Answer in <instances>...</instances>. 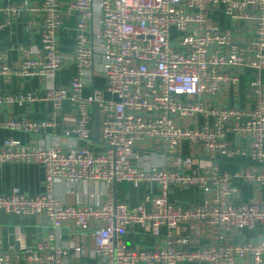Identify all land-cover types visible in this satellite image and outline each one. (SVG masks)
<instances>
[{"label":"built area","instance_id":"2783aa9c","mask_svg":"<svg viewBox=\"0 0 264 264\" xmlns=\"http://www.w3.org/2000/svg\"><path fill=\"white\" fill-rule=\"evenodd\" d=\"M23 10L41 15L39 47L34 52L18 46L17 67L0 51V74L38 77L44 86L0 92V128L43 134L56 126L64 101L76 117L62 131L64 146L57 141L23 144L11 138L0 143V163H33L44 171L42 192L29 195L12 187L0 193V213L44 217L51 225L35 247L27 245L25 233L15 226V246L0 250V264H93L83 257L97 264H264V205L237 201L234 184L264 185V0H70L67 10L76 14L73 76L62 86L54 83L64 61L57 41L60 0L0 6V31ZM212 14L222 15L231 25L221 26ZM95 57L104 87L84 96ZM241 70L252 72L248 89L253 105L215 103L217 94L238 86ZM40 101L52 105L50 119L2 118L3 107ZM94 105L104 148L100 152L77 144L90 141ZM229 133L245 140L246 146H230ZM184 142L210 160L245 155L252 166L232 174L215 165L198 167L194 156L180 153ZM157 145L171 154L169 166L135 164L137 147ZM59 180L154 183L158 189L133 207L111 197L99 205L66 204L54 191ZM173 186H196L204 200L191 207L175 205L169 198ZM188 222L216 228L214 243L188 250V239L175 234ZM130 224L146 227L153 236L164 229V244L151 250L128 248L121 233ZM64 225L81 235L88 232L93 249L87 252L61 242L59 229ZM257 227V240L227 241L228 232Z\"/></svg>","mask_w":264,"mask_h":264},{"label":"crops","instance_id":"0c3cea01","mask_svg":"<svg viewBox=\"0 0 264 264\" xmlns=\"http://www.w3.org/2000/svg\"><path fill=\"white\" fill-rule=\"evenodd\" d=\"M21 0H0V6L17 4ZM30 5L37 4L39 0H27ZM70 0H60L62 25L58 31V51L63 56V64L58 71L54 83L56 85H67L73 76V65L70 62V56L74 48L75 22L76 14L67 10ZM212 20L221 26H230L229 20L220 14H212ZM4 20V15L0 14V22ZM40 13H34L29 10H23L18 15L12 16L9 23L4 25L0 31V51L6 52L7 62L12 67H17L20 63V53L18 46L22 45L30 48L34 52L39 47L38 30L41 25ZM93 24L96 18H93ZM252 78V72L241 70L239 74V84L236 88L228 92H220L213 101L223 106H236L241 108L251 107L253 105L248 82ZM264 80V72L261 73ZM82 94L89 95L92 90H102L104 87V77L100 70V60L95 57V64L92 71V77L89 78ZM44 82L38 77H21L16 74H0V92L14 93L17 91L41 90ZM105 98H110L109 94H104ZM94 110V109H93ZM52 105L48 102H33L22 106L13 105L2 108V118L27 116L35 120L50 119L52 116ZM94 116V114H93ZM76 117V112L68 101H64L56 118L57 124L54 128H47L43 134H32L0 128V143L11 138L19 140L23 144L34 143L37 141L54 142L57 141L63 146L66 140L63 138L62 131L70 127ZM91 136L89 142L78 141V145H85L90 151H103V146L98 135L94 134V120L89 123ZM226 140L232 147H245L246 141L236 138L229 133ZM139 155L135 164L146 166H169L171 154L164 151L163 146L146 147L135 149ZM180 153L183 155H192L197 159L198 167L215 165L220 172L234 173L241 168L252 166V162L245 155H236L233 157L216 156L214 160L197 152L196 148L190 146L187 142L182 143ZM238 188L237 201L250 202L256 201L264 205V185L253 186L248 183L235 182ZM12 187H18L21 192L29 195L37 194L44 189V171L33 163H0V193L8 192ZM156 184H141L135 186L131 183H113L107 185L101 181L85 180L72 182L68 180H59L55 182L54 191L60 200L66 204H102L107 198L111 197L116 202H122L130 207L144 201L146 195L157 193ZM205 194L196 186L178 187L173 186L169 192L170 201L181 207H191L203 202ZM145 208L149 209V204L145 203ZM19 226L25 233L26 243L30 247L35 245L50 231L51 225L44 217L37 216H17L0 213V250L6 251L9 247L15 246L13 229ZM218 230L210 228L202 223L188 222L178 226L175 234L177 237H186L189 241L188 250H196L214 243L215 235ZM164 229H161L160 236L151 235L150 231L138 224H130L124 228L121 235L130 249L151 250L162 246ZM60 240L69 244L71 247H81L89 252L93 249V242L90 235H81L80 232L64 225L59 229ZM261 237V228L254 230H233L227 233V241L238 243L248 240H257ZM82 260L97 264V260L89 257H83ZM145 264V263H139ZM182 264H206L205 262L182 263ZM244 264V262H242Z\"/></svg>","mask_w":264,"mask_h":264},{"label":"water","instance_id":"95a60500","mask_svg":"<svg viewBox=\"0 0 264 264\" xmlns=\"http://www.w3.org/2000/svg\"><path fill=\"white\" fill-rule=\"evenodd\" d=\"M94 116H93V120H94V134L95 135H98L99 133V115H98V108H97V105H94Z\"/></svg>","mask_w":264,"mask_h":264}]
</instances>
